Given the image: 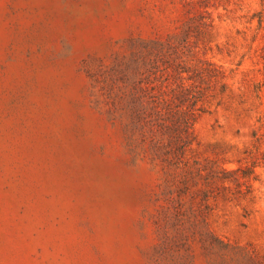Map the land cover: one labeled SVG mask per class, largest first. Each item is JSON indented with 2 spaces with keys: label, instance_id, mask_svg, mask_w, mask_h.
<instances>
[{
  "label": "rangeland",
  "instance_id": "rangeland-1",
  "mask_svg": "<svg viewBox=\"0 0 264 264\" xmlns=\"http://www.w3.org/2000/svg\"><path fill=\"white\" fill-rule=\"evenodd\" d=\"M177 67L212 96L175 216L126 104ZM0 264H264V0H0Z\"/></svg>",
  "mask_w": 264,
  "mask_h": 264
},
{
  "label": "trees",
  "instance_id": "trees-1",
  "mask_svg": "<svg viewBox=\"0 0 264 264\" xmlns=\"http://www.w3.org/2000/svg\"><path fill=\"white\" fill-rule=\"evenodd\" d=\"M134 72H129L128 83L134 78ZM185 73L189 74L187 69L179 71L178 67L165 75L160 68L143 71L138 86L130 85L133 93L129 92L131 99L126 104L130 136L137 134L143 152L151 153V163L173 179L176 193L173 190L169 196H173L171 209L175 216L184 208L182 199L186 196L189 197L187 212H192L195 196L192 186L204 170L193 156L192 126L212 96L208 70L195 69L183 78Z\"/></svg>",
  "mask_w": 264,
  "mask_h": 264
}]
</instances>
